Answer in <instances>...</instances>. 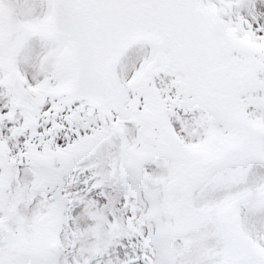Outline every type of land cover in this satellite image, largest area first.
<instances>
[{"label":"snow or ice","instance_id":"6c2138e0","mask_svg":"<svg viewBox=\"0 0 264 264\" xmlns=\"http://www.w3.org/2000/svg\"><path fill=\"white\" fill-rule=\"evenodd\" d=\"M0 264H264V0H0Z\"/></svg>","mask_w":264,"mask_h":264}]
</instances>
